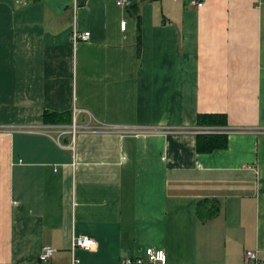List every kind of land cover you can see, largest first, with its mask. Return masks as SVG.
Listing matches in <instances>:
<instances>
[{"label":"crops","instance_id":"obj_1","mask_svg":"<svg viewBox=\"0 0 264 264\" xmlns=\"http://www.w3.org/2000/svg\"><path fill=\"white\" fill-rule=\"evenodd\" d=\"M79 1L0 0V264H264V0Z\"/></svg>","mask_w":264,"mask_h":264},{"label":"built area","instance_id":"obj_2","mask_svg":"<svg viewBox=\"0 0 264 264\" xmlns=\"http://www.w3.org/2000/svg\"><path fill=\"white\" fill-rule=\"evenodd\" d=\"M29 0H19V3L24 5ZM191 4L194 6H200L203 4V1L198 0H192ZM116 5L122 8H128L130 6L129 0H117ZM126 26L125 21L120 22V28L121 30H124ZM90 38L89 32H79L76 28L72 29L70 33V40L74 46L77 44L88 41ZM84 130L87 131H93V132H108L112 130L111 127L98 124L97 126H89L86 125L83 127ZM74 131V130H73ZM152 132H157L158 130H151ZM167 133H182L186 130L180 129H172L167 128L164 129ZM235 131V130H234ZM197 134H227V133H233V131L223 128H199L198 131H196ZM95 246V241L93 238L85 236V235H79L75 236L72 239L71 242V252L72 254L75 252L76 249H82V250H90ZM53 253V249L46 247L42 250V253L40 254V263L41 264H47L49 262V259ZM166 253L162 249H151L148 248L144 251V254L141 256H135V257H124L121 260L120 264H166ZM245 258L248 261L254 262V264H263L256 260L255 253L248 251L245 253ZM73 264H78V260L75 258L73 259Z\"/></svg>","mask_w":264,"mask_h":264},{"label":"trees","instance_id":"obj_3","mask_svg":"<svg viewBox=\"0 0 264 264\" xmlns=\"http://www.w3.org/2000/svg\"><path fill=\"white\" fill-rule=\"evenodd\" d=\"M85 0H80L78 2V4H84ZM130 3L132 0H129ZM130 7V6H129ZM137 41H138V50H139V44H140V35L138 33V37H137ZM71 119L70 117V113L69 112H64V113H56V112H50V111H43L42 114V122L44 125H58V124H65L67 122H69ZM199 146L202 144H198Z\"/></svg>","mask_w":264,"mask_h":264}]
</instances>
